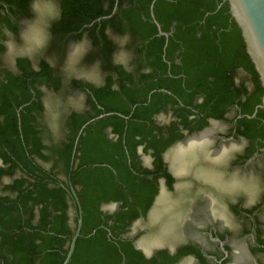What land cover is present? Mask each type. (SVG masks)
Here are the masks:
<instances>
[{
	"label": "trees",
	"instance_id": "obj_1",
	"mask_svg": "<svg viewBox=\"0 0 264 264\" xmlns=\"http://www.w3.org/2000/svg\"><path fill=\"white\" fill-rule=\"evenodd\" d=\"M35 1L0 0V264L65 262L78 221L72 188L83 226L68 264H172L177 256L147 258L122 234L148 212L160 176L173 186L163 155L186 137L181 128L234 122L248 140L237 162L264 158V87L228 1L53 0L44 54L36 64L6 62V32L19 35ZM84 39L78 67L95 69L99 82L70 75L69 45ZM46 90L83 104L68 103L60 136L46 118ZM169 105L175 119L159 123ZM140 146L155 171L140 164ZM108 202L120 209L108 213Z\"/></svg>",
	"mask_w": 264,
	"mask_h": 264
},
{
	"label": "rangeland",
	"instance_id": "obj_2",
	"mask_svg": "<svg viewBox=\"0 0 264 264\" xmlns=\"http://www.w3.org/2000/svg\"><path fill=\"white\" fill-rule=\"evenodd\" d=\"M34 9V18L21 22L18 36L6 32V62L13 63L17 56H28L36 64L38 58L44 54L46 39L49 36L47 23L58 16L59 7L53 0H37ZM69 47L67 64L70 65V75L87 77L99 82L95 69L89 71L78 67L83 50L88 47L87 39L74 41ZM70 102L73 106L81 107L73 98L64 97L62 100L59 95L47 91L46 118L57 136H60L62 130L63 112ZM229 129V123L226 121H212L210 127L202 132V137L198 135L195 140L193 137L188 138L167 152L166 160L177 178L175 189L173 191L163 189L155 209L146 221L139 222L138 227L149 230L154 235L156 230L159 232V226L166 228L178 211L186 209L193 200L207 196L209 197L207 206L212 216L233 228L235 234L241 231L243 220L231 212L229 204L233 200L237 201L239 197L247 207L258 205L264 200V158L258 155L252 163L235 166L233 160L242 151L246 142L221 140L219 136ZM262 218L264 219V210ZM163 221L168 224L165 225ZM240 242L241 245L245 243L243 238Z\"/></svg>",
	"mask_w": 264,
	"mask_h": 264
},
{
	"label": "flooded vegetation",
	"instance_id": "obj_3",
	"mask_svg": "<svg viewBox=\"0 0 264 264\" xmlns=\"http://www.w3.org/2000/svg\"><path fill=\"white\" fill-rule=\"evenodd\" d=\"M80 79L84 81L91 80L87 77H81ZM76 94L81 96L82 91L79 90ZM168 107L170 109L169 111L163 110L157 115L156 119L159 123L170 122L175 119L171 105ZM236 114L237 107H233L229 110L228 117L234 118ZM212 121L215 120L212 119L210 124ZM209 127L210 125L204 130L195 133H190L185 128H181V131L186 137L169 147L163 155L166 171L174 177L173 186L170 187L167 184L166 177L160 176L157 180L158 193L148 212L133 220L127 227V230L122 234V237L131 240L134 247L142 251L147 258L157 257L160 260V251L177 256V260L172 264H264V250L261 249L264 247V243L260 242V239L264 240V219L262 218L264 200H261V203H259L260 207L252 214H248L244 210L251 209L253 206L247 207L243 205L240 197L237 201L233 200L230 202L229 208L231 212L243 220L240 228L241 231L237 234L234 233L233 228L223 224L220 219L212 216L207 206L209 204V197L207 196L203 199L193 200L186 209L183 208L178 211L177 215L172 218L169 224L163 221L165 225L166 223L168 224L167 227L163 228L164 226H159V232L156 230L154 235L153 232L138 227L139 222L146 221L155 209L159 197L163 193V189L168 191L175 189L177 178L166 160L167 152L177 143L183 142L188 138L193 137L195 140L198 138V135L202 137V132L206 131ZM229 127V131L219 136L220 139L225 142L244 140L246 144L242 151L239 152V155L244 154L245 148L248 146V140L243 137H236L234 122H230ZM107 132L110 137H113L111 130L108 129ZM138 155L142 167L155 171V159L151 153L144 151V146L138 148ZM257 156L255 154L249 158L244 165L254 162ZM238 159V155H236L234 160L232 159L236 163L235 166H244L242 163L237 162ZM149 178L152 179L153 176L151 175ZM120 205V202H108L103 204L102 208L108 213L113 214L120 209ZM234 208H237L239 211H236ZM241 238L245 241L243 245L240 242Z\"/></svg>",
	"mask_w": 264,
	"mask_h": 264
},
{
	"label": "water",
	"instance_id": "obj_4",
	"mask_svg": "<svg viewBox=\"0 0 264 264\" xmlns=\"http://www.w3.org/2000/svg\"><path fill=\"white\" fill-rule=\"evenodd\" d=\"M224 1H228L229 3L232 17L235 19L239 28L241 29L242 36L245 40L247 53L250 59L252 60V62L254 63L255 69L259 74L261 84L264 87V0H224ZM116 8L117 5L115 6L113 12H115ZM155 22L158 25L159 33L168 36V33L163 32L161 30V26L159 25V23L156 20ZM261 106H264V95L262 98ZM256 112L257 111H255V114ZM88 123L85 124L82 127V129L79 131V134L75 142L73 159L75 158L76 149L78 146L80 136L82 135ZM73 163L74 160L72 164ZM72 193L74 195L75 203L78 208V221H77V227L75 229L74 235L70 243V248L66 260L63 264H68L70 262L76 247L77 240L81 235V230L83 226L82 208L80 206L79 199L73 188H72Z\"/></svg>",
	"mask_w": 264,
	"mask_h": 264
},
{
	"label": "bare ground",
	"instance_id": "obj_5",
	"mask_svg": "<svg viewBox=\"0 0 264 264\" xmlns=\"http://www.w3.org/2000/svg\"><path fill=\"white\" fill-rule=\"evenodd\" d=\"M202 135V134H201Z\"/></svg>",
	"mask_w": 264,
	"mask_h": 264
}]
</instances>
